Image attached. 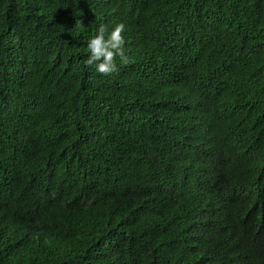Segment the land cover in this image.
Instances as JSON below:
<instances>
[{"label":"trees","instance_id":"obj_1","mask_svg":"<svg viewBox=\"0 0 264 264\" xmlns=\"http://www.w3.org/2000/svg\"><path fill=\"white\" fill-rule=\"evenodd\" d=\"M0 264H264V0H0Z\"/></svg>","mask_w":264,"mask_h":264},{"label":"clouds","instance_id":"obj_2","mask_svg":"<svg viewBox=\"0 0 264 264\" xmlns=\"http://www.w3.org/2000/svg\"><path fill=\"white\" fill-rule=\"evenodd\" d=\"M126 25L123 22L115 24L109 31L101 25L97 33L87 42L89 55L84 61L86 66H95V71L101 75H111L117 71V58L127 62L125 51Z\"/></svg>","mask_w":264,"mask_h":264}]
</instances>
